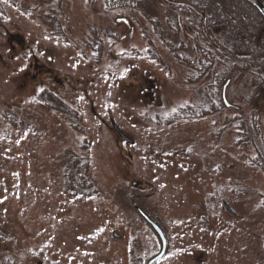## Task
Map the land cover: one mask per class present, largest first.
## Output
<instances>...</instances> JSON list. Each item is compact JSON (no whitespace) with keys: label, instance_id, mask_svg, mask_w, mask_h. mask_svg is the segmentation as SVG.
<instances>
[{"label":"rangeland","instance_id":"374dc122","mask_svg":"<svg viewBox=\"0 0 264 264\" xmlns=\"http://www.w3.org/2000/svg\"><path fill=\"white\" fill-rule=\"evenodd\" d=\"M53 8L0 0V264H146L160 242L138 209L166 238L157 264H264V174L248 166L255 151L237 145V123H226L241 111L264 138V90L239 76L225 94L238 112L162 124L209 82L186 83L192 71L136 11L62 0L64 38L44 23ZM157 12L168 34L170 14ZM43 90L77 118L49 109ZM72 156L86 160L91 193L65 186Z\"/></svg>","mask_w":264,"mask_h":264},{"label":"trees","instance_id":"16d2710c","mask_svg":"<svg viewBox=\"0 0 264 264\" xmlns=\"http://www.w3.org/2000/svg\"><path fill=\"white\" fill-rule=\"evenodd\" d=\"M35 1L46 6L54 5L51 13L45 15L44 23L59 37H64L57 17L62 0ZM102 3L109 12L127 8L142 14L178 63L192 71L186 83L209 82L197 89L199 100L195 104L178 106L162 119V124L171 125L220 114L225 109L220 98L223 80L231 83L242 76L258 90H264V19L246 0H102ZM161 5L164 12L170 14L164 23L168 34L162 32L160 27L157 10ZM101 33L104 37L117 38L115 32L104 29ZM180 33L189 41L187 44L180 39ZM90 34V48L98 62L102 53V38L94 29ZM148 57L163 64L156 54H148ZM39 98L49 109L77 118L76 110L51 92L43 90ZM231 109L239 111L237 108ZM238 113L239 116L226 123H237L240 130L237 145L240 148L250 146L255 151V156L247 159L248 166L264 174V138L258 137V129L253 127V122L248 121L241 111ZM2 117L10 124L15 123L11 114H3ZM85 161L70 157L63 167L62 178L68 188L91 193L92 185L87 178L88 164ZM127 199L133 208L137 206L135 196L130 195ZM261 208L264 209V195Z\"/></svg>","mask_w":264,"mask_h":264},{"label":"water","instance_id":"95a60500","mask_svg":"<svg viewBox=\"0 0 264 264\" xmlns=\"http://www.w3.org/2000/svg\"><path fill=\"white\" fill-rule=\"evenodd\" d=\"M248 3H250L257 12L261 15V17L264 19V0H246ZM229 84V81L226 82V84L223 86V89L221 92V102L225 108H231L232 106L229 104V102L226 101V88ZM114 130L117 132V134L122 138L125 139V137L113 126ZM132 186H136L133 184ZM138 215L144 220V222L152 229L156 237L158 238L160 242V251L158 254H156L154 257L151 259L147 260L146 264H156L159 262L162 258H164L166 251H167V241L166 238L163 234V231L152 221L150 220L142 211L141 209L137 210Z\"/></svg>","mask_w":264,"mask_h":264},{"label":"flooded vegetation","instance_id":"af4514ba","mask_svg":"<svg viewBox=\"0 0 264 264\" xmlns=\"http://www.w3.org/2000/svg\"><path fill=\"white\" fill-rule=\"evenodd\" d=\"M19 44V43H18ZM35 64V63H34ZM37 67H39L37 64H36ZM36 70H39L38 68H36Z\"/></svg>","mask_w":264,"mask_h":264}]
</instances>
